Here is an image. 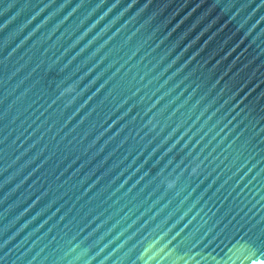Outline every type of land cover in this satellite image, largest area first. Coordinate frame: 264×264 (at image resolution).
Masks as SVG:
<instances>
[{
    "label": "water",
    "instance_id": "1",
    "mask_svg": "<svg viewBox=\"0 0 264 264\" xmlns=\"http://www.w3.org/2000/svg\"><path fill=\"white\" fill-rule=\"evenodd\" d=\"M0 264H264V0H0Z\"/></svg>",
    "mask_w": 264,
    "mask_h": 264
}]
</instances>
